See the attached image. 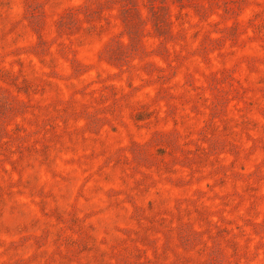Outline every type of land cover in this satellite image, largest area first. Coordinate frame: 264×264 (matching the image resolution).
<instances>
[{
    "label": "rangeland",
    "instance_id": "obj_1",
    "mask_svg": "<svg viewBox=\"0 0 264 264\" xmlns=\"http://www.w3.org/2000/svg\"><path fill=\"white\" fill-rule=\"evenodd\" d=\"M0 68V264H264V0H0Z\"/></svg>",
    "mask_w": 264,
    "mask_h": 264
},
{
    "label": "trees",
    "instance_id": "obj_2",
    "mask_svg": "<svg viewBox=\"0 0 264 264\" xmlns=\"http://www.w3.org/2000/svg\"><path fill=\"white\" fill-rule=\"evenodd\" d=\"M148 6H149L150 9H152V11L154 10L153 13H152V16H153L152 18H154L156 20L155 29H154L155 31L159 32L162 29L161 28L162 26H166V21L168 22L167 23L168 25H171L172 24L171 23L172 19L169 17V15L163 16L161 19H159L160 18V12H161V10L158 9L157 7L152 6V4H150ZM183 17H186L185 14H182V18ZM176 26L177 27H180V23H177ZM188 27H190V26H188ZM20 78H22V77H21V74H20L19 71L18 72L11 71V74L9 76L4 69L0 68V79L10 82V85L15 88V90H16L17 93H22V94L25 93L26 94V91H24V90H26V87L24 85V81H23V79H21V81H19ZM9 133L11 134L12 131L9 130ZM1 148L2 147H0V149ZM2 151L4 153H6L7 152V149H3ZM211 231H214L213 234L216 237L219 236V233H223V234H227L228 233V230L226 228H222L220 226H217L215 222L212 224ZM75 244L76 243H74L73 245H75ZM73 245H72V247H73ZM166 250L167 249H165V248L162 250V252L160 253V256L161 257H164L165 258ZM148 261H150V260H146L145 262H148Z\"/></svg>",
    "mask_w": 264,
    "mask_h": 264
}]
</instances>
